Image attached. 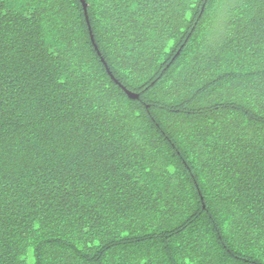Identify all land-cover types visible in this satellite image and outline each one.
Listing matches in <instances>:
<instances>
[{
    "label": "trees",
    "instance_id": "trees-1",
    "mask_svg": "<svg viewBox=\"0 0 264 264\" xmlns=\"http://www.w3.org/2000/svg\"><path fill=\"white\" fill-rule=\"evenodd\" d=\"M85 1L0 0V264H264V0Z\"/></svg>",
    "mask_w": 264,
    "mask_h": 264
},
{
    "label": "water",
    "instance_id": "water-1",
    "mask_svg": "<svg viewBox=\"0 0 264 264\" xmlns=\"http://www.w3.org/2000/svg\"><path fill=\"white\" fill-rule=\"evenodd\" d=\"M82 4H83V7H84V11H85V15H86V19L88 21V24H89V29H90V32H91V38H92V41H93V44L96 48V50L98 51V54L101 55V52L96 44V41H95V38H94V35H93V32H92V29H91V26H90V23H89V18H88V4L86 3L85 0H81ZM102 61L104 62V64L108 67L106 61L104 58H102ZM108 71L110 73V75L113 77V79L126 91V93L133 99H137L139 98V95L138 94H135L131 91H129L126 87L122 86L119 81L114 77V75L112 74V72L110 71L109 67H108Z\"/></svg>",
    "mask_w": 264,
    "mask_h": 264
}]
</instances>
